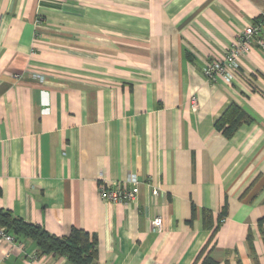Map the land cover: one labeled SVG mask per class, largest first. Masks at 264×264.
I'll return each mask as SVG.
<instances>
[{
  "label": "crops",
  "instance_id": "crops-1",
  "mask_svg": "<svg viewBox=\"0 0 264 264\" xmlns=\"http://www.w3.org/2000/svg\"><path fill=\"white\" fill-rule=\"evenodd\" d=\"M262 20L264 0H0V209L88 232L97 264H200L204 247L264 264V50L230 83L203 75ZM232 104L251 120L226 137ZM130 176L135 201L100 198ZM16 243L0 264H72Z\"/></svg>",
  "mask_w": 264,
  "mask_h": 264
},
{
  "label": "trees",
  "instance_id": "trees-1",
  "mask_svg": "<svg viewBox=\"0 0 264 264\" xmlns=\"http://www.w3.org/2000/svg\"><path fill=\"white\" fill-rule=\"evenodd\" d=\"M250 120V116L244 110L232 104L217 120L216 128L226 137H231L241 125ZM1 193L0 189V195ZM260 222L264 223V218ZM0 227L5 228L16 241L21 238L30 239L39 255L65 257L72 264H97V238L86 231L74 228L69 235L58 237L38 225L13 217L10 212L2 209H0ZM197 261H200V264H217L211 257L210 251H207V247L202 249Z\"/></svg>",
  "mask_w": 264,
  "mask_h": 264
},
{
  "label": "built area",
  "instance_id": "built-area-1",
  "mask_svg": "<svg viewBox=\"0 0 264 264\" xmlns=\"http://www.w3.org/2000/svg\"><path fill=\"white\" fill-rule=\"evenodd\" d=\"M253 48L264 50V20L243 28L226 51L224 57L221 60L212 61L204 68L203 75L205 79L211 83L218 80L230 83L233 76L236 75L238 59L248 54ZM190 103L193 109L198 107L195 96L191 97ZM138 184L139 181L135 176H130L123 182H100L98 184L99 196L108 203L127 204L136 200ZM151 195H157V188H152ZM151 225L156 232H161L162 219L156 217ZM2 244L16 246L19 249L23 247L22 244L16 243L14 237L5 228L0 227V246ZM5 257H8V255L6 254Z\"/></svg>",
  "mask_w": 264,
  "mask_h": 264
}]
</instances>
